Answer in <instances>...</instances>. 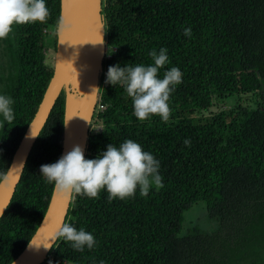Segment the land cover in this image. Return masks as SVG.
Here are the masks:
<instances>
[{
	"label": "trees",
	"instance_id": "obj_1",
	"mask_svg": "<svg viewBox=\"0 0 264 264\" xmlns=\"http://www.w3.org/2000/svg\"><path fill=\"white\" fill-rule=\"evenodd\" d=\"M46 5L45 23L14 25L0 39V94L13 98L15 115L0 123V182L53 75L45 51H56L61 0ZM101 18L105 109H95L84 156L132 139L160 161L163 187L123 200L73 194L65 223L91 232L96 246L80 252L59 236L41 264H264V0H101ZM161 47L170 62L159 76L177 67L182 82L166 122L139 121L123 87L105 83L106 72L151 64L149 51ZM64 116L62 91L0 218V264L24 250L48 209L54 186L40 166L61 157ZM198 202L217 228L178 236L184 212Z\"/></svg>",
	"mask_w": 264,
	"mask_h": 264
},
{
	"label": "clouds",
	"instance_id": "obj_2",
	"mask_svg": "<svg viewBox=\"0 0 264 264\" xmlns=\"http://www.w3.org/2000/svg\"><path fill=\"white\" fill-rule=\"evenodd\" d=\"M48 17L46 0H0V39L7 37L14 25L45 23ZM184 35L190 37L191 29L186 28ZM148 55L152 60L148 65L109 66L105 83L123 87L131 98L132 114L137 120L159 116L166 122L170 116V95L182 82L183 73L179 68L171 67L161 78L160 69L170 62L167 49H152ZM95 90L93 88L92 94ZM13 105L12 97L0 94V123L14 120ZM183 143L190 146L191 140L185 138ZM159 169L160 161L151 152L144 150L138 142L126 139L118 147L109 143L92 159H86L84 150L76 145L54 163L41 165L40 175L66 196L74 194L93 199L104 191L109 200H123L134 196L137 190L145 197L153 187L162 188ZM58 235L80 252L93 249L97 243L91 232L77 229L71 223L60 227Z\"/></svg>",
	"mask_w": 264,
	"mask_h": 264
},
{
	"label": "water",
	"instance_id": "obj_3",
	"mask_svg": "<svg viewBox=\"0 0 264 264\" xmlns=\"http://www.w3.org/2000/svg\"><path fill=\"white\" fill-rule=\"evenodd\" d=\"M80 2L76 17L64 33L60 34L57 30L53 75L0 182V212L2 215L15 193L31 149L62 91L65 92V116L61 156L76 145L84 150L85 155L88 129L97 104L99 74L103 68L106 49L101 18V0ZM62 17L61 0L60 22ZM60 52H63L65 57L60 59ZM78 75L83 76V93L75 112L71 114L68 109L69 101L72 99L70 81ZM93 88L96 90L92 94ZM71 200L72 195L66 196L55 188L53 189L51 201L40 225L28 245L11 264H22L23 261H26V264H41L46 260L48 253L59 238L60 227L65 224ZM48 227L50 228L49 235H47Z\"/></svg>",
	"mask_w": 264,
	"mask_h": 264
},
{
	"label": "rangeland",
	"instance_id": "obj_4",
	"mask_svg": "<svg viewBox=\"0 0 264 264\" xmlns=\"http://www.w3.org/2000/svg\"><path fill=\"white\" fill-rule=\"evenodd\" d=\"M55 61H56L55 49L53 47L47 48L45 51V64L51 68H54ZM77 85H78V90L81 93H83L84 82L82 75H78L77 79L75 76L70 81V90L72 96L71 100L76 104V108L82 96V94L79 93L77 90ZM232 101L233 100L229 102L233 103ZM194 226H197L200 230L206 232L214 231L217 228V222L207 218L206 204L204 202H198L195 205H193L188 211L184 212L182 229L178 236H184V234L187 233V230Z\"/></svg>",
	"mask_w": 264,
	"mask_h": 264
},
{
	"label": "bare ground",
	"instance_id": "obj_5",
	"mask_svg": "<svg viewBox=\"0 0 264 264\" xmlns=\"http://www.w3.org/2000/svg\"><path fill=\"white\" fill-rule=\"evenodd\" d=\"M80 1L82 0H63L62 3V20L60 22V26L58 28V32L60 34H63L64 31L68 28V26L72 23L73 19L76 17L78 11H79V6H80ZM65 57V54L63 52H60L59 58ZM69 113H74L76 110V104L70 100L69 101ZM50 228L48 227V232L47 235H49ZM32 256H30L31 258ZM26 261H23L22 264H26Z\"/></svg>",
	"mask_w": 264,
	"mask_h": 264
},
{
	"label": "built area",
	"instance_id": "obj_6",
	"mask_svg": "<svg viewBox=\"0 0 264 264\" xmlns=\"http://www.w3.org/2000/svg\"><path fill=\"white\" fill-rule=\"evenodd\" d=\"M96 107H97V109H98V112H102V111H104V109H105V106H104L103 104L99 103V102H98V99H97V104H96V106H95V109H96ZM94 113H95V110H94ZM93 116H94V115H93Z\"/></svg>",
	"mask_w": 264,
	"mask_h": 264
},
{
	"label": "flooded vegetation",
	"instance_id": "obj_7",
	"mask_svg": "<svg viewBox=\"0 0 264 264\" xmlns=\"http://www.w3.org/2000/svg\"><path fill=\"white\" fill-rule=\"evenodd\" d=\"M88 131H89V129H88Z\"/></svg>",
	"mask_w": 264,
	"mask_h": 264
}]
</instances>
